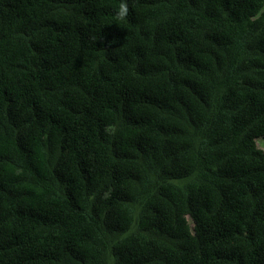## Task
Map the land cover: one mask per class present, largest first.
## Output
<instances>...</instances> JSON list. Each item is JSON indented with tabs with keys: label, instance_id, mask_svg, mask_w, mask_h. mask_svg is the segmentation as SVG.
Wrapping results in <instances>:
<instances>
[{
	"label": "trees",
	"instance_id": "1",
	"mask_svg": "<svg viewBox=\"0 0 264 264\" xmlns=\"http://www.w3.org/2000/svg\"><path fill=\"white\" fill-rule=\"evenodd\" d=\"M259 138L264 0H0V264H264Z\"/></svg>",
	"mask_w": 264,
	"mask_h": 264
},
{
	"label": "clouds",
	"instance_id": "2",
	"mask_svg": "<svg viewBox=\"0 0 264 264\" xmlns=\"http://www.w3.org/2000/svg\"><path fill=\"white\" fill-rule=\"evenodd\" d=\"M128 13V7L126 4H121L120 11L118 13L120 18H124Z\"/></svg>",
	"mask_w": 264,
	"mask_h": 264
},
{
	"label": "rangeland",
	"instance_id": "3",
	"mask_svg": "<svg viewBox=\"0 0 264 264\" xmlns=\"http://www.w3.org/2000/svg\"><path fill=\"white\" fill-rule=\"evenodd\" d=\"M257 145L264 150V138H259L256 140Z\"/></svg>",
	"mask_w": 264,
	"mask_h": 264
}]
</instances>
